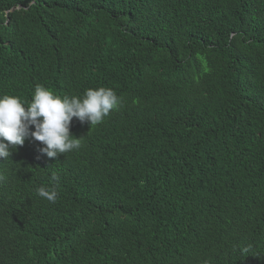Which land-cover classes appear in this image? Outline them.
<instances>
[{
	"label": "trees",
	"instance_id": "16d2710c",
	"mask_svg": "<svg viewBox=\"0 0 264 264\" xmlns=\"http://www.w3.org/2000/svg\"><path fill=\"white\" fill-rule=\"evenodd\" d=\"M37 84L121 107L0 158V264H264V0H0V94Z\"/></svg>",
	"mask_w": 264,
	"mask_h": 264
},
{
	"label": "clouds",
	"instance_id": "9594fccd",
	"mask_svg": "<svg viewBox=\"0 0 264 264\" xmlns=\"http://www.w3.org/2000/svg\"><path fill=\"white\" fill-rule=\"evenodd\" d=\"M120 107L121 101L115 90L104 86L90 87L82 96H69L58 95L50 88L37 84L30 102L16 95L0 94V158H9L11 150L23 145L29 136L42 143L39 151L49 158L79 149L80 139L70 132L73 118L81 123L88 122L92 127L101 124ZM58 182L59 175L53 171L52 186L37 188V194L55 203Z\"/></svg>",
	"mask_w": 264,
	"mask_h": 264
}]
</instances>
